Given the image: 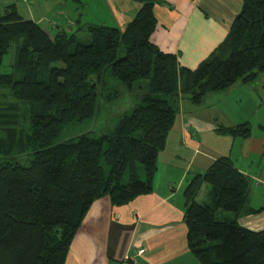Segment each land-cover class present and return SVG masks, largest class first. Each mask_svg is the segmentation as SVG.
<instances>
[{
	"label": "trees",
	"instance_id": "trees-1",
	"mask_svg": "<svg viewBox=\"0 0 264 264\" xmlns=\"http://www.w3.org/2000/svg\"><path fill=\"white\" fill-rule=\"evenodd\" d=\"M133 1L138 11L124 27L79 25L80 19L75 30L56 33L23 18L16 4L0 8V65L17 51V70L1 74L0 86L30 105L32 127L27 152L0 157V264H66L96 200L109 197L121 207L153 191L180 98L203 105L264 73V0H243L225 40L193 70L152 42L155 6L166 0ZM108 75L130 90L139 82L132 110L117 117L112 131L60 141L69 125L95 117L102 100L120 97L115 88L106 95ZM217 133L247 139L252 126L218 125ZM207 184L209 202L200 204ZM251 189L252 179L229 157L191 179L184 218L189 249L201 264H264V230L240 223L264 212L251 205ZM219 212L232 215L218 219Z\"/></svg>",
	"mask_w": 264,
	"mask_h": 264
},
{
	"label": "crops",
	"instance_id": "crops-1",
	"mask_svg": "<svg viewBox=\"0 0 264 264\" xmlns=\"http://www.w3.org/2000/svg\"><path fill=\"white\" fill-rule=\"evenodd\" d=\"M4 3L9 6L14 0ZM242 6L243 0H166L155 6L158 26L152 42L163 52L176 54L181 66L196 69L225 40ZM138 8L130 11L135 13ZM121 9L114 6L113 20L115 26L124 27L128 22L119 21L116 15ZM65 18L63 25L53 23L56 30H72L81 16L75 21ZM239 90L235 87L215 94L208 105L198 108L181 100L167 146L159 156L153 191L121 207L109 197L96 200L74 238L66 264H201L188 246L186 187L221 157L231 158L237 169L252 178L256 149L264 146L256 133L247 139L217 133L218 125L252 123L246 116L235 118L232 108H239L241 102L234 96L229 114L221 107L223 98ZM240 223L251 231H262L264 214L247 216ZM140 250L144 253L139 254Z\"/></svg>",
	"mask_w": 264,
	"mask_h": 264
},
{
	"label": "rangeland",
	"instance_id": "rangeland-1",
	"mask_svg": "<svg viewBox=\"0 0 264 264\" xmlns=\"http://www.w3.org/2000/svg\"><path fill=\"white\" fill-rule=\"evenodd\" d=\"M4 1L5 0H0V8H4L6 6ZM12 4L19 5L18 8L23 18L33 20L35 22L43 21V23L40 24L44 28L51 27L53 33L59 32V29L56 30L54 28L56 25L53 23L57 22L59 25H63L66 22L65 17L68 16L75 21L80 15L82 23L79 25L90 23L115 26V21L113 20V10L114 6L117 7V5L123 7L121 10H116L118 20L122 21L125 19L129 22L137 13H133L130 9L135 8V6H139L133 0H14V3ZM77 25L74 26L72 30H75ZM80 37L84 43L90 42L87 33H82ZM16 57V48H12L10 53L5 56L3 64L0 65V75L12 73L17 70L14 68ZM53 66L61 67L62 63L53 64ZM106 82L109 89L105 92L106 95L108 92L114 93L113 91L115 88L118 89V91H121L120 97H115L109 102L102 100L100 110L95 117L82 123H73L69 125L65 129L62 137L59 139L60 141L77 137L86 132H90L95 136H100L101 134L112 131L116 124L117 117L125 111L132 110L134 107L133 96L135 91L138 90V87L140 86L139 82L134 86L135 91L130 90L127 87L120 86L119 82L109 75L107 76ZM235 87L240 90L233 95L223 98L225 99V103L221 105L223 111L226 114L230 113L231 107L229 105V101H231L233 96L236 100H240V107L242 109H240V107L232 108V113L237 119L239 117L242 119L245 116L248 117V119L252 122L250 123L252 126L251 136L256 133L255 136H259L264 143V73L259 75L256 81L251 83L238 82L230 88V90ZM211 96L213 95H210L203 105L193 104L188 99L186 100H188L191 105L198 108L208 105V99ZM182 99L183 98H180V102ZM180 102L179 109L181 107ZM216 117L219 118L220 114ZM219 120L224 122V117H220ZM31 134L32 127L30 105L16 99L9 87L0 86V157L19 156V153L25 150L24 148L27 149ZM11 141L14 142V146H12ZM257 143H259V141ZM5 148H8L9 151H5ZM27 151L28 150H25V152ZM254 158L256 162V164H253L254 174L252 178L249 176L253 179L251 197L252 205L255 208H260L264 206L263 145L256 149V156H254ZM140 176H143V173H141ZM210 190V185L207 184L204 186L197 200L200 204H207L209 202L208 194ZM223 214L232 215L230 213L219 212L217 214V218L221 219ZM261 214H264V212L257 215Z\"/></svg>",
	"mask_w": 264,
	"mask_h": 264
},
{
	"label": "built area",
	"instance_id": "built-area-1",
	"mask_svg": "<svg viewBox=\"0 0 264 264\" xmlns=\"http://www.w3.org/2000/svg\"><path fill=\"white\" fill-rule=\"evenodd\" d=\"M138 253L139 254H143L144 253V250H140Z\"/></svg>",
	"mask_w": 264,
	"mask_h": 264
}]
</instances>
